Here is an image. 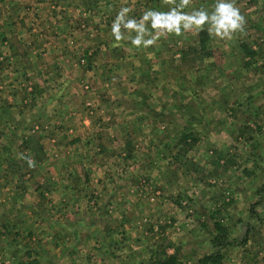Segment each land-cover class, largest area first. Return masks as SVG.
Instances as JSON below:
<instances>
[{
	"label": "rangeland",
	"instance_id": "1",
	"mask_svg": "<svg viewBox=\"0 0 264 264\" xmlns=\"http://www.w3.org/2000/svg\"><path fill=\"white\" fill-rule=\"evenodd\" d=\"M239 1L249 21L244 31L231 40L210 35L208 45L238 47V68L252 69L245 63L252 56L244 54L264 42V4L252 2L253 10ZM154 3L110 0L104 9L110 18L94 17L65 34L39 0L0 2L2 20L7 14L18 20L12 28L34 30L15 35L0 30L5 33L0 46L6 47L2 39L10 43L9 50L0 47V264L10 262L5 256L15 251L16 264H149L168 255L195 264L217 249V264H264V174L248 175L257 164L247 167L244 161L246 137L259 135L257 130L246 133L245 122L239 130L236 123L216 134L208 130L214 117L208 103H215L210 96L217 89L211 65H204L210 72L202 76L197 64L195 79H186L190 85L175 84L168 74L177 73V62L169 60L175 49L142 52L131 45L135 32L125 30V39L117 42L105 29L122 7L137 20ZM250 22L258 26L254 33ZM169 38L171 48L185 45L180 36ZM96 45L102 49L89 50ZM254 58H264V52ZM261 69L259 63L252 71ZM245 78L246 86L237 81L243 91L236 94L244 110L250 102L244 89L259 92ZM253 79L264 81L260 73ZM95 90L108 96L99 105L90 101ZM172 90L191 103L182 104ZM255 150L264 162L263 150ZM69 219L78 225L65 226ZM217 234L224 245L220 239L211 243ZM22 248L43 257L25 259Z\"/></svg>",
	"mask_w": 264,
	"mask_h": 264
},
{
	"label": "crops",
	"instance_id": "2",
	"mask_svg": "<svg viewBox=\"0 0 264 264\" xmlns=\"http://www.w3.org/2000/svg\"><path fill=\"white\" fill-rule=\"evenodd\" d=\"M11 1V0H10ZM42 4L47 5V9L48 12L46 10V15L45 16H49V14H51L52 16V20L53 22L57 23L56 28L57 29H62V28H66V32L65 34H71V32L67 29H72L73 28H77L78 26L83 27L84 24L81 22H89L91 19H95L96 18H103V17H109V14L105 15V11L104 9L109 6L110 0H96V1H88V0H39ZM157 3H154L155 5H149V6H145V10L141 13H137L136 17L137 20H139L142 16V14L146 11V10H155V11H163V12H167L169 10L170 7L176 6V5H170L167 4L165 2V0H155ZM215 0H191V4L183 9V11H187V12H191L194 9H199V8H205L207 9L209 12L211 11L212 7L214 6V2ZM259 0H244V1H239L237 2V4L242 2H247L246 6H250L251 9L255 10L256 6L252 4V2H255L256 5H258ZM261 1V6L263 7L264 4V0H260ZM0 2L2 3L3 0H0ZM176 2H179V0H176ZM78 3H80L81 8L79 7ZM211 3V4H210ZM82 4L84 5V8H82ZM90 4V5H89ZM93 4V5H91ZM101 4L102 6L99 7H94V5H99ZM251 4V5H250ZM92 8V9H90ZM99 8L101 10H99ZM241 8V7H240ZM239 8V9H240ZM49 9H52L53 12H49ZM242 15L244 14L243 9H240ZM254 12V11H252ZM3 15V14H2ZM261 15H262V32L264 33V8L261 9ZM86 17V18H85ZM112 17V16H111ZM130 18H135V16H129ZM3 16L0 18V30H3L5 32L8 31L7 33H11L14 34L15 33H21L24 31L25 34H30V32H33L34 30H30L29 29H25L24 27L22 28V30L19 29H14L12 27H14V25H18V20L15 21V19H11L10 16H8L7 14H5V18L3 19ZM45 18V17H43ZM255 20H258V17H254ZM19 19V18H18ZM48 20H50V18H48ZM246 20L248 21V18H246ZM249 22V21H248ZM247 22V23H248ZM72 23V25H71ZM113 21L109 22V25L106 24L105 25V29H109V31L111 30V25H112ZM250 29L251 31L254 30H258V26L256 23L250 22ZM32 25V24H31ZM71 25V26H70ZM55 27V26H54ZM100 27V26H98ZM150 27V25H149ZM125 30L122 29V32H124ZM1 37L3 38L5 36V33L3 34L2 32H0ZM90 34V33H89ZM110 34L112 35L111 31ZM183 36L181 37V40L183 41V43L185 45H181L179 47L174 46V48H171V43H170V38L169 36L172 35H167L164 37H161L157 43L153 46H150L151 48H154L156 52H159V54H163V52L165 51H169V50H174L172 56L169 58L170 63H172V61H175L177 63H175L176 65V74L171 70L170 73H168L174 80L175 84H179L182 81L185 82V84H189L190 85V80H186L188 77L192 78L193 80L194 75H196L193 70L195 68H197V64H198V68H200L203 73H200L198 75H206L209 74V72L211 71V77H214L215 80H213L215 86H217L216 89V96L215 97H211L210 96V100L211 99H216L215 103L211 104L210 101L208 103L209 106L213 107V118L209 119V124L210 127L208 130L210 131H214V133L216 134V132H219L220 130H223L224 128H226L227 130L232 129V124L236 123L238 125V129L239 130V126L245 122L246 123V133H253L255 132V130H257V134L259 135H248L246 137L245 140V145L248 148L247 151V158H245V162H248L246 164L247 167H251L250 164H257L256 167L253 170L250 169L251 173L249 172L248 175H251L252 177H254V173L257 174H264V162L262 159H260L259 157L257 158L258 152L255 154V148H261L263 150L264 153V81L262 80H256L253 79L254 74H261L264 77V58H254V54L259 52V51H263L264 52V42L262 43H256L251 45L249 48L246 49V54H244V57H250L248 60H245L246 64L249 63L251 64V67H255L256 65H258L259 63H261L262 69L256 72H253L252 69H240L238 68V64H239V59H237V49L238 47H235V49H232L231 47H229V49L225 48V46L220 45L219 47H213L210 48V46L208 45L211 37H210V33L207 30V25L205 26V30L203 31H191V32H184L182 34ZM255 36L258 34H254ZM260 38V37H259ZM114 40V39H113ZM199 40H203V45L201 46V43L199 42ZM261 40H263L261 38ZM4 45H6V47L4 46H0L2 47V49H8L10 48L9 46V39H2V42ZM106 46L105 48H109V41L106 42ZM203 47V48H202ZM149 47L147 48H140L142 50V52L145 50H147ZM35 48H33L32 50H34ZM48 49V48H47ZM89 49V48H88ZM102 49L101 45H96V48L94 50V47H91L89 50L92 51H98ZM165 49V50H164ZM9 50V49H8ZM236 51V55L235 52ZM140 52V51H139ZM229 54V56H234L233 59H223L222 55L223 54ZM171 54V53H170ZM247 55V56H245ZM237 56V57H235ZM153 59V58H152ZM161 61V60H160ZM188 62L187 65H184L185 62ZM148 62V61H147ZM161 64V63H159ZM208 64L211 65L210 67V71H208V69L206 70L204 65ZM152 65V64H151ZM106 66V64L104 65ZM92 66L89 67V69ZM226 68V69H224ZM198 71V69H197ZM208 71V72H207ZM199 72V71H198ZM167 74L165 71L162 72ZM197 75V76H198ZM245 75L247 77V79L249 80V82L251 81V85H253L254 87H256V89H259V92L257 94H255V92L253 91V87L252 89L245 88L244 92H246V95L248 96V99L250 100V102H246V104L243 105V107L245 108L242 109V107H238L237 104V100H239V98H237V93L239 91H243V87L240 89L239 86H237V81L238 80H242L243 82L246 80ZM163 77V76H162ZM103 83H105V86H108V84L106 82L103 81ZM245 83V82H244ZM184 84V85H185ZM223 84V85H222ZM261 84V85H259ZM104 85V84H103ZM246 86V83H245ZM173 92L171 94L174 93H178V96L181 98L182 100V104L184 103H189L190 101H186L188 99H186L184 97V93L181 94L180 92H175L174 90H172ZM226 91H229V93L227 94ZM251 96H253L251 98ZM108 96L105 94H97L96 90L92 93V95H90V101L91 104H97L99 105L100 103H102L104 100V98H107ZM208 98V96H207ZM186 101V102H185ZM172 102V101H171ZM191 103V102H190ZM185 105V104H184ZM183 105V106H184ZM202 110V109H201ZM198 112V109H197ZM193 118H197L196 116H194ZM232 120L234 122H232ZM188 123V121H186ZM199 122V121H198ZM205 120L202 119L201 123H204ZM232 127V128H231ZM188 128V127H185ZM233 132V131H232ZM193 135V133H191ZM237 134V132H236ZM233 136V134H232ZM182 138H185L184 136ZM233 138H235V136H233ZM235 140H239V138H236ZM237 142V147L238 145L240 146V141H236ZM242 142V141H241ZM235 143V142H234ZM251 148H254L253 150ZM238 150V149H236ZM241 150V149H240ZM241 152V151H240ZM43 153H45L43 151ZM261 166H260V165ZM254 172V173H252ZM262 184H264V182H262ZM11 195V194H10ZM11 197L9 196L8 199H10ZM11 201V200H10ZM2 204V203H1ZM62 208H57V211H61ZM63 210H65V208H63ZM77 220H65V226H69V227H73L74 225L77 226ZM1 223L0 222V234H1ZM9 222H7L6 224H4V227L7 228V224ZM12 225V224H11ZM54 225V223H53ZM13 229L14 226L12 227ZM17 230L20 229L18 226L16 228ZM2 241L1 237H0V242ZM244 243V242H243ZM242 243V244H243ZM245 244V243H244ZM25 247V246H23ZM0 250H3L0 247ZM20 255L22 257H24L25 259L27 257H29L28 259H40V257H43V254H40V252H34L31 251V249H25L22 248V250L20 251ZM5 260L9 258V260L11 259V261H6L4 264H16L15 260H18V254L17 252H13V254H6L5 256ZM23 261L21 260V262L19 261V263L21 264ZM24 263V262H23ZM22 263V264H23ZM26 263V262H25ZM28 264H39V261H32V262H28Z\"/></svg>",
	"mask_w": 264,
	"mask_h": 264
},
{
	"label": "clouds",
	"instance_id": "3",
	"mask_svg": "<svg viewBox=\"0 0 264 264\" xmlns=\"http://www.w3.org/2000/svg\"><path fill=\"white\" fill-rule=\"evenodd\" d=\"M165 2L176 5V0ZM190 4L191 0H179V4L170 7L167 12L149 9L139 20L129 18L127 14L131 9L122 7L111 25V33L115 41L120 42L125 39L122 29L135 32V36L130 38L132 47L147 48L155 45L161 37L203 31L206 25L210 35L220 40H231L236 33L244 31L246 19L236 6V0H215L210 12L205 8L194 9L191 12L183 11ZM25 159L30 167L34 166L35 162L32 159L26 157Z\"/></svg>",
	"mask_w": 264,
	"mask_h": 264
},
{
	"label": "trees",
	"instance_id": "4",
	"mask_svg": "<svg viewBox=\"0 0 264 264\" xmlns=\"http://www.w3.org/2000/svg\"><path fill=\"white\" fill-rule=\"evenodd\" d=\"M201 43V46L203 45V40H199ZM203 48V47H202ZM184 137H189V134L187 136L185 135ZM261 187H264V184H261ZM224 236L221 234H217L213 236V239L211 240V243L214 245L216 240L220 239L219 245H224L223 241ZM244 241L243 240H233L231 243L236 244V245H241ZM221 259V255L219 253V250H215L214 252H211L209 254H204L202 257L196 260L195 264H217L219 263ZM149 264H181L178 262L173 255H168L167 257H162V258H155L150 261Z\"/></svg>",
	"mask_w": 264,
	"mask_h": 264
}]
</instances>
